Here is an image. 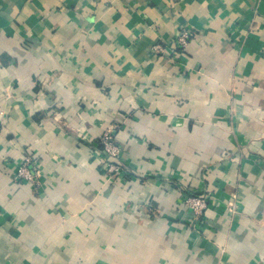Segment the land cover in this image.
<instances>
[{"label": "crops", "instance_id": "0c3cea01", "mask_svg": "<svg viewBox=\"0 0 264 264\" xmlns=\"http://www.w3.org/2000/svg\"><path fill=\"white\" fill-rule=\"evenodd\" d=\"M0 264H264V0H0Z\"/></svg>", "mask_w": 264, "mask_h": 264}, {"label": "built area", "instance_id": "2783aa9c", "mask_svg": "<svg viewBox=\"0 0 264 264\" xmlns=\"http://www.w3.org/2000/svg\"><path fill=\"white\" fill-rule=\"evenodd\" d=\"M192 34L188 31L183 30L176 39L175 45L177 50H185L191 41ZM156 50H161L160 46L156 47ZM116 130L109 128L106 130L103 135L100 137L96 150L94 154L97 156L98 160L102 163V168L106 169L108 174L122 175L130 174L124 170L123 164H121V147L118 145L116 140ZM99 147V148H98ZM32 158H26L22 163V167L19 170L18 177L23 180L30 181L35 183V177L32 174V169L30 168V161ZM33 160V159H32ZM129 171V170H128ZM179 190H185L181 185H175ZM186 193V192H185ZM190 195H193L189 192L186 195V199L189 205L187 207L194 213V216L201 215L203 211H206L209 208V194H202L198 196H193L190 198ZM185 201V202H186ZM201 213V214H200ZM195 216V217H196Z\"/></svg>", "mask_w": 264, "mask_h": 264}, {"label": "rangeland", "instance_id": "374dc122", "mask_svg": "<svg viewBox=\"0 0 264 264\" xmlns=\"http://www.w3.org/2000/svg\"><path fill=\"white\" fill-rule=\"evenodd\" d=\"M98 142H99V146H101L100 145V141L98 140ZM98 142H97V144H96V148H97V145H98ZM99 148V147H98ZM95 149V148H94ZM96 150V149H95ZM32 158V157H31ZM33 159V160H32ZM31 159V161H30V163H29V165H30V167H32L33 168V170H32V174L34 175V177H35V182L37 181V175H39V162H38V160H34V158H32ZM120 162H121V164H123V166H124V170L126 171V172H128L129 173V171H128V169L125 167V165H124V163L122 162V159H120ZM99 164H100V166H101V174L103 175V176H105L106 178H108V179H110V180H123V179H127V177H129V175L128 174H120V175H114V174H108V172L106 171V169H103L102 168V163L100 162V160H99ZM35 168V169H34ZM20 179H22V178H20ZM23 180V179H22ZM176 181L178 182L177 183V185H181L180 184V182H182L180 179H176ZM176 185V184H175ZM181 186H183V185H181ZM179 192L180 193H182V199H186V195L187 194H189V192L190 193H192L193 195H190V198H192L193 196H198V195H202V194H207V193H194V192H191L189 189H185V190H179ZM186 192V193H185ZM186 201V200H185ZM184 200H182V202H183V205L184 206H186L187 207V205H189L188 204V202L186 201L185 202ZM209 203V202H208ZM208 210V209H207ZM206 210V211H207ZM206 211H203V213L201 214V215H195L196 217H195V219H196V221H202V218H203V216L205 215V213H206Z\"/></svg>", "mask_w": 264, "mask_h": 264}]
</instances>
